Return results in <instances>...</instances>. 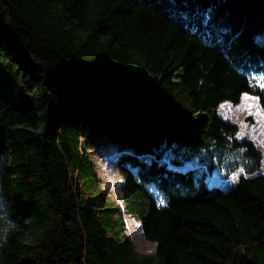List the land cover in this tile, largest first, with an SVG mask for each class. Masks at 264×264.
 Wrapping results in <instances>:
<instances>
[{
	"label": "trees",
	"instance_id": "obj_1",
	"mask_svg": "<svg viewBox=\"0 0 264 264\" xmlns=\"http://www.w3.org/2000/svg\"><path fill=\"white\" fill-rule=\"evenodd\" d=\"M0 57L43 98L0 96V264H264V151L220 111L264 115V0H0Z\"/></svg>",
	"mask_w": 264,
	"mask_h": 264
},
{
	"label": "rangeland",
	"instance_id": "obj_2",
	"mask_svg": "<svg viewBox=\"0 0 264 264\" xmlns=\"http://www.w3.org/2000/svg\"><path fill=\"white\" fill-rule=\"evenodd\" d=\"M35 91L36 92L33 93L26 91L23 87L22 76L16 72L15 63L11 62L9 58L0 57V96H4L8 100L12 101V103L23 109H28L32 106L39 107L43 102L41 89L39 88ZM175 93L176 102H182L183 104L189 103V95L185 90L184 85H177ZM220 111L226 119L238 125L241 135H247L254 139L264 151V115L259 108H253L252 112H260V115H250L248 110L242 111L241 109L233 107L231 104L227 103L224 107L220 108ZM37 114L42 115L40 108H38ZM108 147L109 143H106L99 149H95V151L91 152V154L94 156V161L102 168V175L105 180L106 187L111 191L117 192L119 178L116 171H114V169L107 162L111 156L108 153L103 152L105 149L108 150ZM261 173L264 174V161ZM231 178L229 179L230 181ZM208 179L212 183L225 186L218 171H215ZM233 181L228 183L225 188L229 187L230 184H237L238 178H235ZM129 223L130 222L128 221L126 231L137 251L143 255L147 253H154L155 246L140 245L138 243V238ZM87 264H96L95 256L91 253L88 254Z\"/></svg>",
	"mask_w": 264,
	"mask_h": 264
},
{
	"label": "snow or ice",
	"instance_id": "obj_3",
	"mask_svg": "<svg viewBox=\"0 0 264 264\" xmlns=\"http://www.w3.org/2000/svg\"><path fill=\"white\" fill-rule=\"evenodd\" d=\"M253 79L258 80V87L259 89L264 92V76L259 77H253ZM260 100L259 96L256 95H250L248 92L243 93V101L245 102L241 109H248L250 115H260V112H252V109L257 107V102ZM221 107H224V105H221ZM239 135V134H238ZM241 172L244 171V169H240ZM161 204H163V200L161 201Z\"/></svg>",
	"mask_w": 264,
	"mask_h": 264
},
{
	"label": "clouds",
	"instance_id": "obj_4",
	"mask_svg": "<svg viewBox=\"0 0 264 264\" xmlns=\"http://www.w3.org/2000/svg\"><path fill=\"white\" fill-rule=\"evenodd\" d=\"M3 242H5V241L0 240V243H3Z\"/></svg>",
	"mask_w": 264,
	"mask_h": 264
}]
</instances>
